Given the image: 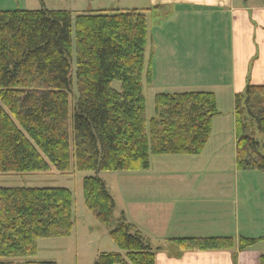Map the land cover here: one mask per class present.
<instances>
[{
  "label": "trees",
  "instance_id": "obj_1",
  "mask_svg": "<svg viewBox=\"0 0 264 264\" xmlns=\"http://www.w3.org/2000/svg\"><path fill=\"white\" fill-rule=\"evenodd\" d=\"M148 31L138 10L0 11V175L69 173L73 161L79 172H137L150 169L152 155H200L219 115L216 96L159 93L148 122ZM235 115L237 169L264 174V137L252 134L256 127L264 136V86L237 95ZM83 184L87 209L125 254H103L95 264H156L162 248L124 211L116 217L106 182L97 175ZM73 201L64 188H0V264H56L7 260L35 257L40 240L69 237ZM172 241L182 251L244 252L264 237Z\"/></svg>",
  "mask_w": 264,
  "mask_h": 264
},
{
  "label": "rangeland",
  "instance_id": "obj_2",
  "mask_svg": "<svg viewBox=\"0 0 264 264\" xmlns=\"http://www.w3.org/2000/svg\"><path fill=\"white\" fill-rule=\"evenodd\" d=\"M43 3L48 10L69 11L75 15L132 11V6L136 4L135 0H44ZM18 6L30 11L43 8L40 7L41 0H29L27 6H23L20 0H0V9L15 10ZM20 8L18 9L21 10ZM149 53L150 47L146 50V66L150 59ZM158 86H149L144 80L148 122L156 116V95L160 92H174V89L161 91L160 85ZM184 90L187 89H180L185 93ZM210 91L216 92L219 115L213 119L210 140L200 155H152L150 169L137 172H79L74 169L73 161V169L69 173L52 169L49 173L0 175V188H64L72 192L74 200L75 224L69 237L40 240L35 257L9 258L7 261L95 264L100 255L122 253L113 242L109 230L96 222L85 205L84 178L97 175L106 182L115 198L116 217L121 211H125L129 222L138 226L154 247H178L173 239L191 238V232H195L197 226L204 223L199 216L201 206L196 204L178 205L181 219L178 215L177 222L174 217L170 219L171 215H168L164 206V212L159 215L153 212V199L168 194L169 191L191 193L193 196L218 191L227 197H239V202L233 205V209L236 212L238 208L241 213V232L254 238L264 236V187H259L256 180V177L263 178L264 174L258 171L244 173L237 169L235 97L231 96L230 88ZM71 102H74L73 97ZM252 134L259 140L264 137L256 127ZM247 176L252 180L245 178ZM159 203L162 204V200L159 199ZM213 207L216 212H220L219 206L213 203L203 209L212 213ZM184 209H187V216L182 212ZM171 230L173 233H170ZM164 233H169L167 240L164 239ZM122 255L125 257L124 253Z\"/></svg>",
  "mask_w": 264,
  "mask_h": 264
},
{
  "label": "crops",
  "instance_id": "obj_3",
  "mask_svg": "<svg viewBox=\"0 0 264 264\" xmlns=\"http://www.w3.org/2000/svg\"><path fill=\"white\" fill-rule=\"evenodd\" d=\"M20 1L23 6L29 3V0ZM43 2L41 0L40 6L43 8L38 10L46 9ZM135 2L131 10L144 12L148 19L150 59L147 66L152 70V83L149 86L160 85L161 91L174 89L170 94L183 93L180 89H187L185 92L212 93L210 90L216 88H230L231 96L235 98L245 93L248 86H264V0ZM19 7L27 10L22 6L16 9L19 10ZM12 10L14 9H0ZM245 178L252 180L249 176ZM256 180L258 186L263 188L264 177H256ZM159 199L162 204H158ZM153 202V212L159 215L167 208L170 219L174 217L176 222L180 214L178 205H200V221L204 223L197 226L195 232H191V238L250 237L241 232V213L238 208L236 212L233 209V205L238 204L239 197H227L218 191L194 196L191 193L169 191L168 194L153 199ZM210 203L219 206L220 212L215 211V206L212 213L205 212L203 208ZM182 212L187 216V209ZM179 217L181 219L180 215ZM168 235L169 233H164L165 240ZM262 237L264 236L256 239ZM263 255L264 242L244 252H239L238 249L182 251L173 246L162 247L156 256V264H260Z\"/></svg>",
  "mask_w": 264,
  "mask_h": 264
}]
</instances>
